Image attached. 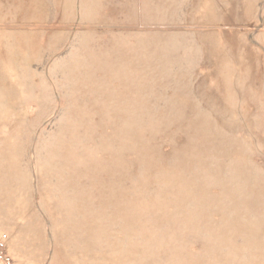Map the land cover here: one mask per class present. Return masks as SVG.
<instances>
[{"label":"rangeland","instance_id":"obj_1","mask_svg":"<svg viewBox=\"0 0 264 264\" xmlns=\"http://www.w3.org/2000/svg\"><path fill=\"white\" fill-rule=\"evenodd\" d=\"M0 240L264 264V0H0Z\"/></svg>","mask_w":264,"mask_h":264},{"label":"built area","instance_id":"obj_2","mask_svg":"<svg viewBox=\"0 0 264 264\" xmlns=\"http://www.w3.org/2000/svg\"><path fill=\"white\" fill-rule=\"evenodd\" d=\"M0 264H14L7 245L3 240H0Z\"/></svg>","mask_w":264,"mask_h":264}]
</instances>
